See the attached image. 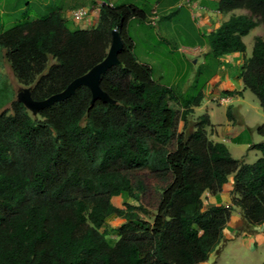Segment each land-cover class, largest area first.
Instances as JSON below:
<instances>
[{
	"label": "trees",
	"instance_id": "16d2710c",
	"mask_svg": "<svg viewBox=\"0 0 264 264\" xmlns=\"http://www.w3.org/2000/svg\"><path fill=\"white\" fill-rule=\"evenodd\" d=\"M201 5L247 14L232 15L205 36L209 51L195 74L196 93L184 98L136 57L128 21L145 22L147 15L133 4H104L93 29H71L57 11L0 34L17 80L37 101L102 62L113 30L125 44L121 64L101 78L115 104H92L91 90L81 86L36 116L19 101L11 114L0 113V264H202L223 242L236 207L247 225H264V141L251 146L261 157L246 164L209 138V115L199 116L188 133L189 117L201 106L220 58L244 55V37L264 26V0ZM241 78L264 110V37L255 38ZM257 133L264 138V123ZM139 170L164 185L152 222L135 211L142 206L113 203L124 194L138 201L131 176ZM231 176L232 204L205 210L203 195L221 193ZM113 216L124 222L117 231L102 230ZM110 232L118 233L115 244Z\"/></svg>",
	"mask_w": 264,
	"mask_h": 264
},
{
	"label": "crops",
	"instance_id": "0c3cea01",
	"mask_svg": "<svg viewBox=\"0 0 264 264\" xmlns=\"http://www.w3.org/2000/svg\"><path fill=\"white\" fill-rule=\"evenodd\" d=\"M208 1L211 2V4H214L219 0ZM174 2V0H153V3L151 2V4H140L137 1L130 3L123 0H61L60 6L55 7L52 13L58 11L65 21L76 24V21L71 17L72 11L86 8L90 11L87 21L92 20L94 25L93 28H95L98 25L100 10L104 4H133L145 11L147 17L143 24L149 26V20L156 15L157 23L161 31L163 29L167 32V30H170V28L176 24V18L171 12L173 10L172 8L175 6L173 5L175 4ZM192 3L193 10L189 11L188 20L194 23V28L199 32L201 39L199 45L192 46L190 48L191 51L188 52L190 57L198 58V65L196 67L192 66L190 69L188 66L187 71L182 76L181 81L186 78V81L183 82L184 84L182 86L183 95L187 93V90L190 88V83L194 82L198 66L204 63V55L209 51L208 46L203 45L205 36L217 30L223 23L227 22L232 15L238 16L247 14V11L245 10H237L233 13L223 14L209 6L206 7L201 5V0ZM133 22H137L138 29L142 30L143 28L142 24H139L138 19L135 17L129 19L128 35L132 38L134 53L136 55L137 43L135 42L134 37L130 34V27ZM257 30H259V32H256ZM252 33H254V47L255 38L264 37V26L255 28L249 35L244 37L243 40L245 44L246 39L250 37ZM246 47L247 49L244 55L241 53H232L220 58V66L218 67L216 74L203 88V102L201 106L194 109L193 115H196L198 110L203 109L202 105L204 100H206L207 102L205 106H207L208 109L204 114L209 115L212 123V127L208 129L209 138L214 142L226 145L233 158L242 160L246 164H253V162L255 163L261 157V153L257 150L251 149V146L264 141V138L257 133V128L264 123V110L262 109L259 100L251 98V96L248 95V90L244 89L241 74L245 61L250 58L248 57L247 44ZM138 60L152 68V66L146 61H141L139 58ZM169 87L174 89L173 86ZM208 103H211V107L207 105ZM215 105H218V109L222 108L224 110V116H222L220 121H217L216 119ZM199 116L201 115H198L197 118ZM233 187L234 176H231L221 193L211 195L209 192H206L203 195L204 209L208 210L211 207L231 205L233 199ZM236 239L237 241L241 239V242H237L236 244L237 249H239V247H247L254 251L255 246L264 249V225H247L243 219L241 210L237 207L234 209L231 220L224 230L223 242L213 253L219 254L226 243ZM208 261L202 264H208Z\"/></svg>",
	"mask_w": 264,
	"mask_h": 264
},
{
	"label": "rangeland",
	"instance_id": "374dc122",
	"mask_svg": "<svg viewBox=\"0 0 264 264\" xmlns=\"http://www.w3.org/2000/svg\"><path fill=\"white\" fill-rule=\"evenodd\" d=\"M132 3L137 1L140 4H147L153 0H123ZM189 0H181L172 9L176 21L175 25L165 32L161 31L152 19L149 20V26L138 21L142 24V30L138 29L137 22H133L130 27V34L134 37L137 43L136 55L141 61H146L152 66L153 77L156 81L167 85L173 86L177 91V96L180 98L187 97L188 95H194L196 90L192 88L194 82L190 83V88L187 93L182 94L183 82L182 76L187 71V68L196 67L198 64L196 57H190L188 52L194 45H199L201 36L199 32L194 28V23L188 20L189 11L193 10V4L189 5ZM80 2V1H79ZM61 0H0V34L11 28L16 23L24 22L27 20H35L49 16L55 7L60 6ZM139 4V5H140ZM192 8V9H191ZM194 12V11H193ZM88 18L72 23L68 25L71 29H92L94 27L92 20L87 21ZM151 26V27H150ZM256 32H259L257 30ZM253 37L254 33L246 39L248 46V57L252 55L253 49ZM28 88L22 85L17 80L11 64L6 56V50L0 49V113L8 112L12 113V106L14 102L18 101V96L23 89ZM175 91V92H176ZM248 95L256 100L257 97L248 90ZM206 100L203 103V109L197 111L196 115L189 117L188 133L193 130V127L197 121L198 115H204L207 112L208 107L205 106ZM212 103V102H211ZM211 103L207 105L211 107ZM171 106L175 109H180L176 103H171ZM216 108V119L220 121L224 116V110ZM29 111V110H28ZM30 112V111H29ZM32 116V112H30ZM181 123V129H182ZM253 161V160H252ZM254 163V162H253ZM134 186H136V192L139 193L138 201L131 200L128 195L124 194L121 197L113 199V203L122 209L126 208V204H132L135 206H142V209L136 208L135 211L145 220L152 222L154 220L155 210L157 207V201L159 193L164 187L163 183L158 179L149 175L147 170L135 171L131 176ZM138 183H143L144 189L139 192ZM124 221L113 216L108 218L104 229L113 228L117 229ZM118 240L117 232H110L109 242L115 244ZM237 242L233 240L226 243L221 249V252L212 253L209 258L208 264H264V249L254 247V251L247 247H239L237 249Z\"/></svg>",
	"mask_w": 264,
	"mask_h": 264
},
{
	"label": "water",
	"instance_id": "95a60500",
	"mask_svg": "<svg viewBox=\"0 0 264 264\" xmlns=\"http://www.w3.org/2000/svg\"><path fill=\"white\" fill-rule=\"evenodd\" d=\"M124 47L125 44L120 33L116 29L113 30L112 42L107 57L94 66L87 74L75 79L64 91L41 101L34 100L31 94V89L25 88L19 94L18 101L36 116L45 108L50 107L55 103L68 100L75 94L78 88L85 86L91 90L92 104H95L97 101L115 104V101L109 96V94L102 89L101 78L108 70L121 64L119 54Z\"/></svg>",
	"mask_w": 264,
	"mask_h": 264
},
{
	"label": "built area",
	"instance_id": "2783aa9c",
	"mask_svg": "<svg viewBox=\"0 0 264 264\" xmlns=\"http://www.w3.org/2000/svg\"><path fill=\"white\" fill-rule=\"evenodd\" d=\"M187 3L189 5L193 4V3L191 4V1H188ZM89 14H90V11L88 9L80 8V9H76V10L72 11L71 17L74 21L79 22V21H82V20L88 18ZM151 19H152L153 23L156 24L157 16L155 15Z\"/></svg>",
	"mask_w": 264,
	"mask_h": 264
}]
</instances>
